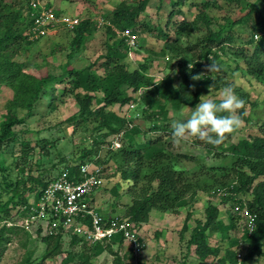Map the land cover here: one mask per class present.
Listing matches in <instances>:
<instances>
[{
    "label": "rangeland",
    "instance_id": "374dc122",
    "mask_svg": "<svg viewBox=\"0 0 264 264\" xmlns=\"http://www.w3.org/2000/svg\"><path fill=\"white\" fill-rule=\"evenodd\" d=\"M47 1L57 11L77 15L84 20L100 14L109 21L111 26L115 27L112 23L113 10L120 4H130L135 0ZM249 1L255 4L258 14L253 20L258 21L260 19L259 15L264 17V0ZM167 2L166 0H147L145 14L140 19L156 27L157 25H165V27H168L170 37H175V25L184 19L190 20L196 15L200 3L205 2L204 7H206L207 14L213 20L214 25L212 28L214 30L217 29L219 23L223 22L224 18L230 17L229 19H231L235 17V5H230L223 0H186L181 15L176 14L166 24L169 13L174 10ZM253 24L246 23L235 27L234 34L237 38L236 44H234L235 47L241 46L250 40ZM111 26L108 25L99 31L93 28L81 47L73 53L71 59H68V55L72 48L71 43L74 39L75 30L67 29L33 43L22 41L18 53L13 55L12 59L24 64L26 72L36 77L43 76L46 73L60 74L66 64H69L67 65L68 69L84 70L92 75L101 76L104 74L103 63L105 62L102 57L106 55L108 47L124 39L121 35H117ZM125 31L135 36L136 40L134 47H129L124 40L128 49L124 63L129 66V69L134 71L143 64L147 65L145 72L152 77L155 84L161 83L167 77H170L173 80L172 87L176 88L180 84V57L176 54L162 56L163 41L150 36L149 33L142 32L139 29ZM204 35V30H196L188 39L182 38V45L193 47L201 58L200 62L203 68L201 77L211 79L210 84L200 86L201 95L218 97L219 90L224 87L226 82L233 86L236 94L245 102L242 117L245 122L244 126L230 134L222 144L219 146H213L205 142L198 144L199 140L191 136L181 141L179 145L173 143L171 124L175 120L187 119L191 115L190 109L195 108L200 102L199 99L194 103L175 107L171 103H166L164 99L157 98L154 105L150 107L143 100H140L141 91L134 93L129 90V95L134 98L133 102L124 106L113 105L107 107L106 111L114 112L118 119L127 120L130 123V129L134 126L137 127L138 132L130 134L131 141L130 138L121 140L122 133L118 135L120 147L128 143L135 145L142 143L145 139L148 141L158 138L160 146L171 159L169 163L176 162L174 168L184 170L186 175L192 178V182L197 185L196 193L193 197L187 196L186 200L189 202L185 211H194V205L198 202L196 198L200 199L204 196V202L209 200L210 203L212 202L220 207L221 212L217 221L221 224L217 226L218 231L213 234L210 240L212 244L223 242L219 248L220 253L209 258L205 263L190 258L186 264H264V237L260 243V253L254 254L252 259L248 261L244 258L245 253L255 247V244H249L247 234L244 232L246 214L251 213L248 207V202L251 200L250 193L247 194L242 191L237 195L234 194L235 199L233 200L229 199L228 195L220 196L218 194L221 188L228 187L234 180L232 171L237 166L235 164L237 158L233 155L230 149L231 146L237 145L239 141L250 137L261 136L259 126L264 123V83L249 75L241 67L240 62L234 60L231 52L237 49L226 47L221 50L203 46ZM123 52H125L124 49ZM180 54L183 55V53ZM215 54L217 58L214 57ZM190 55L191 53H188L187 57H190ZM212 61L219 65V70L211 73L207 70V66ZM201 77L196 79L195 86L200 85ZM72 81L73 77H70L63 84L56 85V93L58 94L57 110L50 111V108L47 107L48 98H43L34 110L33 116L25 118L22 124L14 127L17 133V142L4 146L0 152V160L2 161L0 164V202L11 196L9 192L6 193L8 183L2 176L6 173L7 168L12 180L18 181L16 194L23 193L27 201L32 199L43 183L52 180L65 164L69 161H79L83 150L94 147L95 150L97 149V153L106 161V164H104L103 186L98 190L94 202L102 211L107 212V215L123 216L126 203L133 190L126 187L125 190L117 194L114 191L117 174L124 167V165L120 167L116 165L115 161H119V159L113 155L114 152L108 151L111 147H114L110 142L115 137H103L107 130L97 131L96 127L99 121H80L79 106L74 96L76 93L83 95L86 92L101 96L102 92L95 91L92 93L82 88L77 90L74 88ZM213 84H215V87L209 93V86ZM13 96L14 93L11 88L5 84H0V123L3 121L7 105ZM156 101L158 104H156ZM161 111L164 114L160 115ZM25 113V110H18L20 117H23ZM74 116L77 117L76 120L67 121V119ZM153 124L157 126L155 130ZM36 132L39 134L35 135ZM95 140L99 141L96 146L94 145ZM22 141H29L33 151H29L27 154L23 152ZM119 148L116 147V149ZM178 155L180 156L176 157ZM181 155H185L184 158ZM205 210L206 207L202 208L201 212L199 211L200 213L196 215L197 219H204ZM175 212L171 211V213ZM13 214H15V211ZM21 219L15 215L13 222L20 224ZM187 220L185 219L184 223ZM231 221L235 224V228L228 232V238L223 239L220 235L224 233L222 229L225 225L224 222L229 225ZM3 225L4 222L0 221V229ZM137 229L140 232L139 226ZM192 229L191 231L188 230V226L183 224L181 220L173 223L172 230L178 232L173 231V236L168 233L167 241L165 240L167 245L162 242V249L152 255L150 254V259L143 257V264L150 262L153 264H170L168 261L172 258L177 259L179 254H182L188 248V239L191 237ZM180 235H185V238L181 240ZM3 237H8L9 240H2L6 243H3L4 251L0 264H23L26 260H29L31 264H116L117 259L123 263L124 259L128 257V253H126L124 259L119 254L121 251H125L122 245L120 247H109L102 253H94L88 250L89 247L85 246L84 242L73 243L72 235L67 233L63 235L60 254L43 260L45 244L34 228L24 229L19 234L4 235ZM152 238L151 240L156 243L160 241V237L155 238L152 236ZM162 251H164L163 255L161 254ZM227 251L234 254L241 253L242 256L241 258L236 256L235 260H231L229 254L226 253ZM85 257H89L87 262Z\"/></svg>",
    "mask_w": 264,
    "mask_h": 264
},
{
    "label": "trees",
    "instance_id": "16d2710c",
    "mask_svg": "<svg viewBox=\"0 0 264 264\" xmlns=\"http://www.w3.org/2000/svg\"><path fill=\"white\" fill-rule=\"evenodd\" d=\"M166 1L172 9L174 8L168 15L166 23L168 24L173 16L176 14L181 15L186 0ZM223 1L235 5L234 18H224L223 22L219 23L217 29L214 30L212 28L214 25L213 20L207 14L206 7H204L205 2L200 3L201 5L198 6L200 8L192 19H184L175 25V37L169 36L168 27H165V25H157L156 27L140 19L145 14L147 0H135L130 4H120L113 10L112 23L119 31L139 29L142 32L149 33L150 36L163 41L162 56L176 54L180 57V84L174 88L172 87L173 80L170 77H167L161 83L155 84L152 77L145 72L147 65L143 64L139 69L131 71L129 66L124 63L128 50L124 39L108 47L106 55L102 57L105 62L103 63L104 74L101 76L92 75L84 70L68 69L67 65L69 64L62 68L60 74L46 73L40 77L29 74L24 69V64L12 59L13 55L18 53L22 41L35 42L29 41L25 35L31 23L23 16L22 0H0V84H5L14 93L12 100L7 105L3 121L0 123V152L4 146L17 142V133L14 127L22 124L25 118L33 116L34 110L43 98H48L47 107L50 108V111L57 110L58 94L56 93V85L63 84L70 77H73L72 83L77 90L82 88L92 93L95 91L102 92L101 96L87 92L83 95L76 93L74 96L79 106L80 121H99L96 129L97 131L106 129L107 133L103 136L105 138L109 136L116 138L122 133L121 140L130 138L131 141L130 134L138 132L135 126L130 129V123L127 120L118 119L114 112L106 111L107 107L113 105L124 106L133 102L134 98L129 95V90L134 93L141 91L140 100H143L150 107L154 105L157 98H162L166 103H171L175 107L196 102L202 92L200 86L211 83V79L201 77L203 71L201 58L194 51V48L182 45V38L188 39L196 30L205 31L203 36L205 44L203 43V46L221 50L226 47L237 49L231 52L234 60L240 62L241 67L249 75L264 83V17L259 15L260 19L258 21L253 20L258 13L255 4L249 0ZM246 23H254L251 28V38L241 46L235 47L234 44H236L237 39L234 34L235 27ZM93 28L96 29L93 22L86 19L73 29L75 35L68 59H71L73 53L81 47ZM108 30L111 31L109 28ZM123 49L125 52H123ZM180 53H183V55ZM188 53H191L190 57H187ZM214 57L217 58V55L215 54ZM194 76L201 77L202 80L199 82V86L194 85L196 81L193 79ZM227 84L225 82L224 86ZM156 104H158L157 101ZM20 109L26 111L23 117L18 114ZM239 111L243 113V109ZM161 114L164 113L161 111ZM76 118L74 116L67 119V121H74ZM152 126L154 130L157 128L155 124ZM259 131L261 136L250 137L239 141L237 145L231 146L230 149L237 158L235 164L238 167L236 166L232 171L234 175L233 183L220 189L225 190L231 200L235 199L234 194L237 195L239 192L250 193L251 200L248 202V207L250 212L256 215V229L250 236H246L249 244H255V247L245 253L244 258L246 261L251 260L254 254L260 253V243L264 237V123L259 126ZM34 134L38 135L39 133ZM98 142L95 140L94 145H98ZM201 142L203 141L199 140L197 143L201 144ZM21 145L24 148L23 152H26V154L33 151L29 141H22ZM108 151L114 152L113 155L119 159V161H115L116 165L119 167L124 165L117 174L114 191L117 194L125 190L126 187L133 190L126 203L123 217L129 218L137 226L148 221L152 210L175 212L188 204L187 196H195L197 185L192 182V178L188 177L184 170L174 168L176 162L169 163L171 159L160 146L158 138L148 141L145 139L142 143L135 145L128 143L119 149L111 147ZM181 156L184 158L185 155ZM87 161H94L103 169L104 164H106V161L97 153V149L95 150L92 147L83 150L79 161H69L64 167L69 164L78 166ZM1 162L0 160V164ZM6 170V173L2 176L8 183L6 193L9 192L11 196L0 202V221L4 222L0 229V263L4 251L3 243H6L2 240H9L8 237L3 236L16 235L24 231L23 227L13 222V217L15 215L18 218L24 216L19 208L27 203L23 193L16 194L18 181H13L8 168ZM72 172L76 173V167L72 166ZM46 184L47 182L43 183L40 189ZM14 211L15 214H13ZM219 213L217 207L209 205L205 210V223L203 225L198 224L191 233L189 244L195 246V253L200 260L215 257L220 252L219 248L211 247L208 244L206 234L208 230L220 224L217 221ZM7 223H11V225L8 226ZM234 228L235 224L232 221L227 227H222L223 236L228 238V232ZM36 233L45 244L43 260L60 254L63 238L61 234L41 236L39 231H36ZM72 240L73 243L83 242L82 239L76 236H72ZM122 244L120 237H115L111 242H99L93 245L84 242V245L89 247L88 250L94 253H102L109 247H120ZM226 253L229 254L231 260H235L237 254L230 251ZM85 259L87 262L89 257H85ZM23 264L31 263L26 260ZM116 264L122 263L117 259Z\"/></svg>",
    "mask_w": 264,
    "mask_h": 264
},
{
    "label": "built area",
    "instance_id": "2783aa9c",
    "mask_svg": "<svg viewBox=\"0 0 264 264\" xmlns=\"http://www.w3.org/2000/svg\"><path fill=\"white\" fill-rule=\"evenodd\" d=\"M23 16L30 21L25 35L29 41H38L61 30H73L84 20L77 15L58 12L47 0H22ZM96 30L111 26L104 16L92 17ZM117 35H121L129 47L136 45L135 36L128 31H119L111 26ZM257 38V36H256ZM119 148L118 136L112 141ZM76 167V173L72 172ZM104 169L87 161L80 165L69 164L59 170L57 175L40 189L27 203L20 206L24 213L20 227L26 230L34 228L41 236H62L69 233L91 245L99 242H111L120 237L125 251L119 253L122 264H142V253L146 243L138 231V226L129 218L107 215L94 202L98 190L103 186ZM220 196H226L225 190H219ZM237 209V208H236ZM10 226L11 224L8 223ZM256 229V215L246 214L244 232L250 236ZM241 253L237 254L241 258Z\"/></svg>",
    "mask_w": 264,
    "mask_h": 264
},
{
    "label": "clouds",
    "instance_id": "9594fccd",
    "mask_svg": "<svg viewBox=\"0 0 264 264\" xmlns=\"http://www.w3.org/2000/svg\"><path fill=\"white\" fill-rule=\"evenodd\" d=\"M190 67V65H189ZM209 72L219 70V65L212 61L207 66ZM199 79L198 76L193 77ZM215 84L209 86V93ZM199 103L191 110V115L184 120H175L171 124L173 143L179 145L187 137H195L213 146H219L232 133L244 126L239 110L244 108V100L240 98L231 84L219 90L218 97L201 95Z\"/></svg>",
    "mask_w": 264,
    "mask_h": 264
},
{
    "label": "crops",
    "instance_id": "0c3cea01",
    "mask_svg": "<svg viewBox=\"0 0 264 264\" xmlns=\"http://www.w3.org/2000/svg\"><path fill=\"white\" fill-rule=\"evenodd\" d=\"M204 197H200V199L196 198V200L198 202H196V205H194V211L193 210L185 211V209H187V205H186V206H183V207L179 208L178 210H176L175 213H171V211L161 212V211H158V210H152L150 212L148 221H146L145 223L140 224V226H139L140 235L144 238L145 243H146L145 250L142 253V264H143V257L147 258V259L148 258L150 259L151 258L150 254L152 255V254H154V252H157L158 250H161L162 249L161 246H162L163 243H164V245H167L166 241H167V238H168V233H170V235L173 236V234L175 232L174 230H172L173 223H177L178 220H181L183 222V224L188 226V230L191 231L192 228L195 229L198 226V224L203 225L205 223V221H206V215H204V219H201V218L197 219L198 217L196 216L202 211V208H204V207L207 208L209 205H212V206L217 207L219 209V212H221L220 211L221 209H220V207L218 205H214V203H212V202L210 203L209 200L208 201L206 200L204 202V199H203ZM188 214H189V218H188ZM185 219H188L186 223H184ZM224 224H225L224 227L228 226V223L226 224L224 222ZM214 229H217V230H214ZM216 231H218L217 226L213 227L211 230L207 231L206 234L208 236V244L211 247L220 248L221 244L223 242L222 243L218 242L220 244L219 245L218 243L212 244L211 241H210L212 239V237H213V234H216ZM176 232H178V231H176ZM152 236L155 237V238L156 237L157 238L160 237L159 238L160 241L158 243H156L155 241L151 240V239H153ZM220 236L223 239H226L223 235H220ZM221 237H220V240H221ZM184 238H185V235H182V236L180 235V239L181 240L184 239ZM189 240L190 239H188V241ZM163 253H164V251H162L161 254L163 255ZM161 254H160V256H161ZM190 258H194L195 260H198V261H200L202 263H205V261H207L211 257H209V258H207L205 260H200L197 257L196 253H195V246L189 244V246H188V248H186L185 252H183L182 254H179L177 259L176 258H172L170 261H168V263H170V264H174V263H176V264H186V262L189 261ZM154 259H156V258H154ZM147 264H153V263L150 262V263H147Z\"/></svg>",
    "mask_w": 264,
    "mask_h": 264
}]
</instances>
